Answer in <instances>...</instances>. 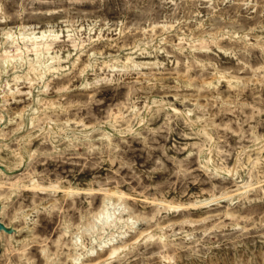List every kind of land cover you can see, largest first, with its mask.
Returning <instances> with one entry per match:
<instances>
[{
    "label": "rangeland",
    "instance_id": "374dc122",
    "mask_svg": "<svg viewBox=\"0 0 264 264\" xmlns=\"http://www.w3.org/2000/svg\"><path fill=\"white\" fill-rule=\"evenodd\" d=\"M21 25L100 36L46 88L3 103L0 264H71L72 238L108 199L132 216L126 247H96L83 262L264 264V60L235 45L233 57L211 53L232 65L229 87L210 82L209 57L177 49L212 27L263 43L264 0H0V34ZM153 47L165 61L144 69L153 79L88 83L107 72L101 61Z\"/></svg>",
    "mask_w": 264,
    "mask_h": 264
},
{
    "label": "bare ground",
    "instance_id": "6f19581e",
    "mask_svg": "<svg viewBox=\"0 0 264 264\" xmlns=\"http://www.w3.org/2000/svg\"><path fill=\"white\" fill-rule=\"evenodd\" d=\"M21 26L17 33L8 28L3 29L0 34V121L4 119L3 113L6 110L3 103L17 99L22 92L30 93L31 85L35 83H41L46 88L48 86L46 84L47 76L54 73H62L69 63V57L73 50L83 51L86 43L92 42L100 36L97 31H91L92 33H90L91 29L85 26L83 30H81L82 28L78 30L75 28L77 30L75 32H70L65 27V35L63 33V35L59 34L61 30L53 27H41V29L37 30L34 26L33 28L27 27V25ZM99 27L98 30L100 29ZM57 28L60 27L58 26ZM247 36V33L230 30L228 27L222 29L217 27L206 28L194 38L197 41V46L193 45L187 48L186 44L188 41L179 37L178 43L182 46L177 47V49L180 51L189 49L187 51L188 54L199 63L204 62L201 57H209L207 58V63L209 62L208 65H210V74L212 76L210 82L222 80L227 86L233 87L238 79L228 72L232 65L221 63L219 60L212 61L210 59L212 58L211 53L221 59L226 56L233 57V49L227 46L235 45L242 48L243 53L249 60L250 58L264 60V42L256 41L258 39L257 36L251 42ZM250 44L253 46H249ZM159 51H161V47H153L150 50L139 51L138 54L140 56L129 55L124 59L114 58L111 61H101V64H105L107 67V72H104L101 76L96 75L88 83L100 80L118 81L126 75H131L132 72L138 73L143 80H151L153 76L144 69L150 65L159 67L165 62L157 55ZM194 51L200 52V55L194 54ZM188 54L186 56H189ZM76 57L78 58V56ZM76 57L74 58L76 59ZM245 64L247 63L244 62ZM22 83L28 84V86L23 87L21 86ZM51 103L48 99L41 101L42 106ZM32 110L34 111L35 108ZM16 114L17 112H10L8 120L14 119ZM32 115L31 113L28 118L29 123ZM249 179V176L242 179L241 182L243 183L236 187L235 190L249 186ZM30 185L34 187L38 186V183L31 180ZM239 193L235 192L226 198L228 201H232ZM207 199L204 198L203 200ZM115 209L114 203L108 199L104 201L99 210L91 215V222L80 226L82 231H77L75 237L72 238V246L75 253L71 256V264H97L95 262H83L79 259L81 256L96 250V247L102 248L106 244L111 243L109 245L110 255H114L126 247L122 242L118 241V237L123 236L127 229L130 228L132 216L128 212H124V210L116 213ZM83 231L86 234H83ZM23 236L26 235L23 234ZM17 241V239H14L15 243Z\"/></svg>",
    "mask_w": 264,
    "mask_h": 264
},
{
    "label": "water",
    "instance_id": "95a60500",
    "mask_svg": "<svg viewBox=\"0 0 264 264\" xmlns=\"http://www.w3.org/2000/svg\"><path fill=\"white\" fill-rule=\"evenodd\" d=\"M3 227H4V225H3V223L0 221V229L3 228Z\"/></svg>",
    "mask_w": 264,
    "mask_h": 264
}]
</instances>
